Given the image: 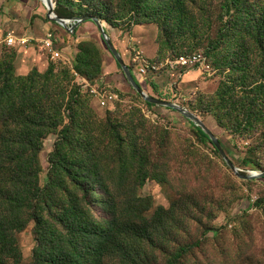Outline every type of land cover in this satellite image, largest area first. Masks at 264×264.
<instances>
[{"label":"rangeland","instance_id":"rangeland-1","mask_svg":"<svg viewBox=\"0 0 264 264\" xmlns=\"http://www.w3.org/2000/svg\"><path fill=\"white\" fill-rule=\"evenodd\" d=\"M32 3L42 14V20L50 22L42 0H32ZM223 4L224 0H151L148 9L156 15L157 23L145 24L147 30L136 35L129 17L122 20L99 18L124 62L132 64L144 91L198 115L222 142L228 157L243 174L250 175L264 172L263 142L232 135L211 112L208 100L233 76L230 69L221 64V58H228L236 51L232 42L220 44L219 31L225 29L228 22ZM71 11L75 17L70 18H77L80 8L77 6ZM78 36L82 38L75 42L73 50H78L80 42L88 41L90 51L88 67L80 66L82 74L74 69L77 54L69 60L49 58L41 61L39 55L43 52L40 49L36 55L27 56L21 54V47L3 44L0 45V61L14 62L17 74L25 76L35 69L42 73L50 67L56 73L69 70L71 84L79 89V99L92 111V118L105 120L111 116L121 125L120 130L124 137L128 136L131 146L136 144L138 150L148 156L151 174L141 187L135 164L125 155H114L107 140L101 141L102 151L106 152L103 160L107 174L109 172V185L117 184L124 195L147 199L145 206L150 210L145 215L155 217L158 222L164 219L157 236L158 246L150 253L151 260L146 261L143 256L140 264H154L155 261L161 264L175 249L196 243L199 246L179 261L180 264H264V179L247 182L237 177L214 146L200 136L192 121L168 108H149L126 81L123 88L106 84L102 78L104 69L115 65V60L98 28L95 25L83 27ZM154 44L160 49L158 58L153 60L156 63L166 64L179 56L204 53L209 55L212 69L164 67L144 76L147 77L144 80L134 60L137 55L143 57L142 48L151 51ZM104 95H115L116 99L102 106ZM4 130L0 122V138ZM93 132L98 133L97 125L93 126ZM57 139L58 134H51L44 141L42 186L51 176L50 156L55 152ZM245 159L252 161L247 167L243 164ZM173 205L172 214L157 215L159 209L170 211ZM101 211L105 216L108 214L107 209L99 206L97 212ZM33 230L34 225H31L27 232L18 236L23 264H32L38 246Z\"/></svg>","mask_w":264,"mask_h":264},{"label":"trees","instance_id":"trees-1","mask_svg":"<svg viewBox=\"0 0 264 264\" xmlns=\"http://www.w3.org/2000/svg\"><path fill=\"white\" fill-rule=\"evenodd\" d=\"M53 1L60 18L75 17L71 10L78 6L76 17H129L135 27L157 23L148 9L151 0ZM222 10L228 22L219 31L220 44L232 42L236 51L221 58L233 76L208 98L211 112L235 137L264 144V1L224 0ZM77 33L76 29L72 35ZM89 54V42H80L77 73L82 74L80 66L88 67ZM15 65L0 61V122L5 129L0 138V264H23L18 236L31 225L38 243L32 264H140L143 256L150 261L164 219L158 222L145 215L150 210L147 199L124 195L117 184L109 185L101 141L107 140L114 155H125L135 164L141 187L151 174L148 156L136 144L131 146L111 116L92 118L79 99V89L71 84L69 70L35 69L25 76L17 74ZM192 124L219 153L209 136ZM51 134H58V139L50 156L51 176L42 186L41 155ZM250 163L251 159L243 161L245 167ZM99 206L108 210L106 216L97 212ZM173 212L174 205L170 211L159 209L157 215ZM198 246H181L161 264H180Z\"/></svg>","mask_w":264,"mask_h":264},{"label":"crops","instance_id":"crops-1","mask_svg":"<svg viewBox=\"0 0 264 264\" xmlns=\"http://www.w3.org/2000/svg\"><path fill=\"white\" fill-rule=\"evenodd\" d=\"M35 16L37 17L35 18ZM42 17L43 16L40 11L36 10L32 0H0V36L6 37L8 34H10L16 36L19 39L24 38L29 40L30 43L27 46L21 47V54L26 53L28 56V54H33L35 52L37 53V51L40 49L43 53L39 56L41 57L40 60L43 61V59L50 58L48 52L43 49V41L46 39L49 33L53 34V32H58L56 35H53H55L56 41L55 48L61 53V58L69 60L70 56L72 57L74 54H77L78 50L76 49L77 51H74L73 47L75 42H78L82 37H74L60 25H56L48 21L44 22ZM90 26H94V24L92 22H87L80 25L77 28V34L79 35L80 30L83 27L89 28ZM147 28L148 26L146 25L137 26L133 29V34L136 35L137 33L147 30ZM32 43H34L33 46H31ZM144 48L141 49V54H143L144 59H149L151 61L157 59L158 48H156L155 44L153 45L151 51H147L146 47ZM35 62L38 64V61ZM129 66H132V64L129 63ZM117 68L118 66L116 62L115 65L108 66V68L104 69V75L102 78L103 81L109 86L115 85L118 88H123L125 85V79ZM134 71L135 70L133 68V74L135 73ZM146 78L147 77H144V80H146Z\"/></svg>","mask_w":264,"mask_h":264},{"label":"water","instance_id":"water-1","mask_svg":"<svg viewBox=\"0 0 264 264\" xmlns=\"http://www.w3.org/2000/svg\"><path fill=\"white\" fill-rule=\"evenodd\" d=\"M46 10L47 19L52 22L60 25L63 29H65L68 33L73 34L75 30L82 24L87 22H92L99 30L101 37L106 44L109 52L114 58L115 62L121 67L122 72L126 78L128 85L146 102L158 107L168 108L170 110L175 111L186 119L195 123L198 127H200L211 139L214 143L215 147L222 155L223 159L226 161L227 165L231 168V170L244 181H255L258 179H264V172H252L250 175H245L243 172L235 165V163L228 157L222 142L219 138L209 129V127L205 124V122L195 113L190 112L188 109L181 107L178 104L171 103L164 100H159L148 93H146L143 87L140 85L135 75L131 71L130 67L124 62L121 54L118 52L116 47L114 46L111 38L108 36L104 24L102 20L97 16H83L72 19H64L60 18L55 13V3L53 0H42Z\"/></svg>","mask_w":264,"mask_h":264},{"label":"built area","instance_id":"built-area-1","mask_svg":"<svg viewBox=\"0 0 264 264\" xmlns=\"http://www.w3.org/2000/svg\"><path fill=\"white\" fill-rule=\"evenodd\" d=\"M30 43L29 40L24 38H17L14 35L8 34L6 37L0 36V45L6 44L10 47H25ZM56 41L52 33H49L46 39L43 41V49L48 52L51 60H57L61 58V53L55 48ZM134 62L138 64V72L141 76H149L151 73L160 71L162 68L176 69L180 67L185 70H205L210 71L212 69L211 62L209 58L204 53H198L190 56H179L175 61H167L166 64H159L156 62H151L144 59L141 55L135 57ZM167 66V67H166ZM103 101L102 106H106L108 102L114 101L116 99L115 95H104L101 97Z\"/></svg>","mask_w":264,"mask_h":264},{"label":"bare ground","instance_id":"bare-ground-1","mask_svg":"<svg viewBox=\"0 0 264 264\" xmlns=\"http://www.w3.org/2000/svg\"><path fill=\"white\" fill-rule=\"evenodd\" d=\"M44 1V0H43Z\"/></svg>","mask_w":264,"mask_h":264}]
</instances>
